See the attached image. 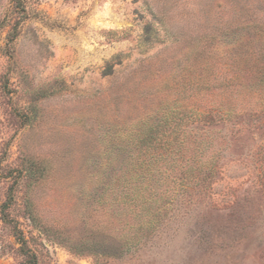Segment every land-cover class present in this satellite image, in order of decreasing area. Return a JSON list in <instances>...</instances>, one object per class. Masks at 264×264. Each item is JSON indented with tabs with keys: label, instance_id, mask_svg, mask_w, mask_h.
Returning <instances> with one entry per match:
<instances>
[{
	"label": "rangeland",
	"instance_id": "374dc122",
	"mask_svg": "<svg viewBox=\"0 0 264 264\" xmlns=\"http://www.w3.org/2000/svg\"><path fill=\"white\" fill-rule=\"evenodd\" d=\"M0 264H264V0H0Z\"/></svg>",
	"mask_w": 264,
	"mask_h": 264
},
{
	"label": "trees",
	"instance_id": "16d2710c",
	"mask_svg": "<svg viewBox=\"0 0 264 264\" xmlns=\"http://www.w3.org/2000/svg\"><path fill=\"white\" fill-rule=\"evenodd\" d=\"M23 10V8H22ZM156 140V139H155ZM187 172H183L182 174H186ZM133 199V203H135L139 209H143L145 204H147L148 202H150V199L148 197H145L144 195H140V194H137L136 196H134ZM154 221L153 220H147L146 223L143 222L144 224H147V229H151L152 226L151 224L153 223Z\"/></svg>",
	"mask_w": 264,
	"mask_h": 264
}]
</instances>
